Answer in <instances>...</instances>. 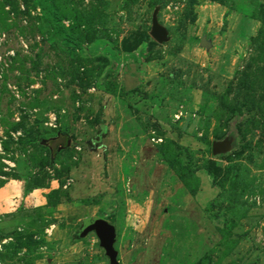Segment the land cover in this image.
<instances>
[{"label": "rangeland", "instance_id": "obj_1", "mask_svg": "<svg viewBox=\"0 0 264 264\" xmlns=\"http://www.w3.org/2000/svg\"><path fill=\"white\" fill-rule=\"evenodd\" d=\"M95 219L119 264H264V0H0V264H110Z\"/></svg>", "mask_w": 264, "mask_h": 264}, {"label": "water", "instance_id": "obj_2", "mask_svg": "<svg viewBox=\"0 0 264 264\" xmlns=\"http://www.w3.org/2000/svg\"><path fill=\"white\" fill-rule=\"evenodd\" d=\"M151 37L158 43H163L168 40L166 30L162 28L156 20L153 22V31ZM221 145H214V153L217 154L221 151ZM95 233L100 241L101 247L104 249L110 264H119L117 261V251L115 250L116 230L115 227L105 220L95 219L93 222H87L83 235Z\"/></svg>", "mask_w": 264, "mask_h": 264}, {"label": "trees", "instance_id": "obj_3", "mask_svg": "<svg viewBox=\"0 0 264 264\" xmlns=\"http://www.w3.org/2000/svg\"><path fill=\"white\" fill-rule=\"evenodd\" d=\"M150 42H152V43H153V40L151 39V40H150Z\"/></svg>", "mask_w": 264, "mask_h": 264}]
</instances>
